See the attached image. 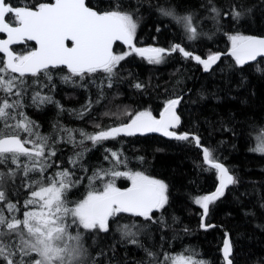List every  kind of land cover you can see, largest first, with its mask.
Here are the masks:
<instances>
[{
	"label": "trees",
	"instance_id": "1",
	"mask_svg": "<svg viewBox=\"0 0 264 264\" xmlns=\"http://www.w3.org/2000/svg\"><path fill=\"white\" fill-rule=\"evenodd\" d=\"M36 2L10 0L17 6ZM87 2L96 10L105 11L113 0ZM119 3L121 10L130 12L138 24L134 39L138 46L169 49L180 44L187 51L206 57L230 48V35H264V0H211V3L119 0ZM212 7L219 10V16L211 11ZM162 9H171L179 16L192 15L197 39L189 40L183 26L173 17L163 15ZM233 11L242 13L238 22L231 16ZM32 47L27 42L13 50L20 54ZM113 50L117 54L130 51L118 43ZM65 74L53 72L51 82L42 78L33 83L36 78L26 77L24 107L17 110L35 122L38 126L35 131L51 138L50 144L53 139L57 141L53 145L57 155L50 158L55 164L47 175L67 168L75 173L73 179L81 178L69 194L71 200L77 201L89 190L87 177L94 171L113 168L114 151L125 161L116 170L140 171L169 187L168 205L153 214L156 222L121 214L116 223L110 221L108 233L85 232L86 264H171L166 256H191L204 264H224L221 245L226 233L232 245L233 264H264V154L252 150L264 137V58L238 66L235 60L223 57L210 71H203L202 65L179 53L165 55L160 64L149 63L132 53L120 62L116 75L110 79L97 73L85 80L73 78L64 82ZM136 84L142 87L137 88ZM36 92L50 96L52 103H33ZM177 98L180 104L176 112L181 122L172 130L188 133L189 141L156 135L120 136L93 146L80 134L127 123L129 112L149 110L157 117L167 101ZM64 129L71 132L75 143L67 142L68 132ZM193 135L200 138V145L208 147L215 161L223 164L237 181L226 189L223 197L209 205L204 224L212 227L207 229L201 227L203 209L194 199L214 190L217 171L204 162ZM81 140L82 145L78 143ZM76 153H82V158L74 166L70 159ZM30 177L40 178L37 173H31ZM30 182L22 172L18 173L14 183L10 182L6 188L9 199L22 205L28 198L24 185ZM130 184L125 178L116 180L121 189ZM133 222L142 228L135 237L138 244H131V237H124L118 230Z\"/></svg>",
	"mask_w": 264,
	"mask_h": 264
},
{
	"label": "snow or ice",
	"instance_id": "2",
	"mask_svg": "<svg viewBox=\"0 0 264 264\" xmlns=\"http://www.w3.org/2000/svg\"><path fill=\"white\" fill-rule=\"evenodd\" d=\"M121 8L119 0H113L105 11L89 6L87 0H37L34 4L22 6L12 4L10 0H0V33L7 36L0 39V53L6 57L0 58V264H86L85 232L108 233L110 221L116 223L121 214L156 222L154 212H162L169 203V187L164 181L140 171L116 170L125 161L114 151L111 152L115 160L113 168L94 171L87 177L89 190L83 198L71 200L69 194L81 178L73 179L75 173L67 168L47 175L55 164L50 158L57 155L53 147L57 141L53 139L50 144L51 138L35 131L38 127L35 122L24 112L17 111L24 107L23 95L28 87L26 77L36 78L33 83L42 78L51 82L53 72H66L62 76L64 82L73 78L85 80L97 73L106 74L110 79L116 75L120 62L133 52L152 64L162 63L165 55L179 53L184 58L194 59L204 71H210L221 60V53L201 58L180 44H174L169 49L135 47L133 41L138 24L130 12ZM161 11L183 26L189 40L197 39L198 30L192 15L179 16L171 9ZM211 11L220 15L215 7ZM231 16L238 22L242 13L233 11ZM229 40L231 49L226 54L233 57L238 66L255 61L258 56L264 57V38L234 34L229 36ZM30 41L38 47L20 54L11 48L14 44ZM117 41L127 45L130 51L115 53L113 45ZM108 86L111 87V84ZM135 87L142 85L136 84ZM32 100L33 103H52L50 96H41L40 92H36ZM179 104V98L167 101L159 119L149 110L135 114L129 112L127 123L101 129L94 134H80L93 146L121 135L157 132L179 141H189L188 133L178 134L170 130L180 125L181 118L176 112ZM63 131L68 132L67 142L75 143L71 132L67 129ZM20 133L27 135L22 137ZM193 139L202 148L204 162L219 174L216 190L194 199V203L203 209V217H206L209 205L223 197L226 189L237 181L223 164L215 161L208 147L200 145L198 136H193ZM84 140L79 144L82 145ZM252 150L264 154V137ZM81 158L82 153H76L70 163L75 166ZM20 172L31 182L24 185L28 189V198L18 206V202L13 203L9 199L6 188L10 182L14 183ZM31 173L39 174L40 178L32 179ZM119 178L129 180L131 186L124 189L117 187L116 180ZM159 222H163L162 216ZM201 227L207 229L211 225L202 223ZM133 228L136 230L133 231ZM118 230L124 237H131V244H138L135 237L142 228L136 222L131 226L125 224ZM231 253V242L225 239L223 258L226 264H233ZM165 259L171 264H204L191 256H166Z\"/></svg>",
	"mask_w": 264,
	"mask_h": 264
},
{
	"label": "water",
	"instance_id": "3",
	"mask_svg": "<svg viewBox=\"0 0 264 264\" xmlns=\"http://www.w3.org/2000/svg\"><path fill=\"white\" fill-rule=\"evenodd\" d=\"M19 6H22V5H19ZM252 36H254V37H257V38H264V35H252ZM7 38V36H6V34H3V33H0V39H6ZM30 43H32L33 44V48H35V47H38V46H36L35 45V42H32V41H30ZM69 43V46H70V42H68ZM121 44L123 47H125V48H128V46L127 45H125V44H123L122 42H120V41H117L115 44ZM114 44V45H115ZM18 45H22V44H14V45H12L11 46V48H13L14 46H18ZM114 45H113V47H114ZM135 47H137V48H150V47H147V46H135ZM152 48H162V47H157V46H154V47H152ZM164 49H166V48H164ZM230 49H231V47L230 48H228V49H226L225 51H219V52H217V53H221L222 55H221V58H223V57H230L231 59H233L234 60V58L233 57H231V56H229V55H227L226 53H228L229 51H230ZM15 52V51H14ZM134 53V52H133ZM2 56H3V58L4 59H6V57H4V54H2V53H0ZM136 54V53H135ZM138 55V54H137ZM195 55V54H194ZM207 57V56H206ZM206 57H201V58H206ZM261 58H264V57H257V59L256 60H258V59H261ZM194 60V59H193ZM255 60V61H256ZM195 61V60H194ZM219 62V61H218ZM217 62V63H218ZM250 62H253V61H250ZM250 62H248V63H250ZM248 63H246V64H248ZM215 65H213V67H214ZM204 71V70H203ZM180 99V98H179ZM161 112H163V110L161 111ZM161 112H160V114H161ZM160 114L156 117L157 119H159L160 118ZM171 130V129H170ZM173 131V130H172ZM147 135H156V136H159V137H162V138H164V139H167V140H176V139H173V138H170V137H166V136H164L162 133H145V134H143V135H141V134H136V135H134V136H147ZM121 136H126V135H121ZM190 136V135H189ZM193 136H195V135H193ZM197 146V145H196ZM198 147V146H197ZM200 149H201V153H202V148L201 147H199ZM202 157H203V155H202ZM207 164V163H206ZM209 165V164H208ZM218 172H217V183H216V186H215V188H214V190L212 191V192H210V193H208V194H206V195H209V194H211V193H213L215 190H216V188L218 187V185H219V179H218ZM128 187H130V186H128ZM127 188V187H126ZM124 189V188H123ZM202 214H203V211H202ZM204 220H205V217H203V215H201V224L203 223L204 224ZM211 227H212V225H211ZM203 228V227H202ZM209 228V227H208ZM203 229H205V228H203ZM225 239H229V235H228V233H226L225 234V237H224V239H223V241H222V245H221V256H222V260H223V262H224V264H226V262L224 261V258H223V244H224V240ZM230 240V239H229Z\"/></svg>",
	"mask_w": 264,
	"mask_h": 264
},
{
	"label": "flooded vegetation",
	"instance_id": "4",
	"mask_svg": "<svg viewBox=\"0 0 264 264\" xmlns=\"http://www.w3.org/2000/svg\"><path fill=\"white\" fill-rule=\"evenodd\" d=\"M134 44L136 45V43L134 42ZM32 49H33V47H32ZM177 108V107H176ZM90 134H92V133H90ZM94 134V133H93Z\"/></svg>",
	"mask_w": 264,
	"mask_h": 264
},
{
	"label": "bare ground",
	"instance_id": "5",
	"mask_svg": "<svg viewBox=\"0 0 264 264\" xmlns=\"http://www.w3.org/2000/svg\"><path fill=\"white\" fill-rule=\"evenodd\" d=\"M79 139H80V138H79ZM79 139H78V140H79ZM78 143H79V142H78Z\"/></svg>",
	"mask_w": 264,
	"mask_h": 264
},
{
	"label": "rangeland",
	"instance_id": "6",
	"mask_svg": "<svg viewBox=\"0 0 264 264\" xmlns=\"http://www.w3.org/2000/svg\"><path fill=\"white\" fill-rule=\"evenodd\" d=\"M23 159V158H22ZM131 185V184H130Z\"/></svg>",
	"mask_w": 264,
	"mask_h": 264
}]
</instances>
